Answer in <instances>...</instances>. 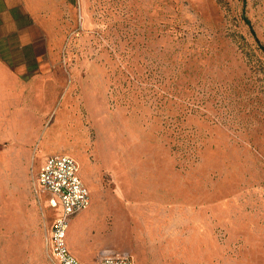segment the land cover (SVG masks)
<instances>
[{"label": "rangeland", "instance_id": "obj_1", "mask_svg": "<svg viewBox=\"0 0 264 264\" xmlns=\"http://www.w3.org/2000/svg\"><path fill=\"white\" fill-rule=\"evenodd\" d=\"M83 2L71 115L50 118L41 99L21 126L0 118L17 121L0 132V264H51L36 192L48 149L75 158L83 180L97 166L88 214L109 236L100 252L264 264V0Z\"/></svg>", "mask_w": 264, "mask_h": 264}, {"label": "crops", "instance_id": "obj_2", "mask_svg": "<svg viewBox=\"0 0 264 264\" xmlns=\"http://www.w3.org/2000/svg\"><path fill=\"white\" fill-rule=\"evenodd\" d=\"M84 18L83 0H0V118L8 116L18 121L19 117L38 116L41 99L50 102V118L55 116L53 112L57 109H63L68 117L71 115V102L76 99L72 98L70 92L75 75L69 65V37L73 22ZM43 84L48 85L47 96L41 89ZM60 86L63 92L58 95ZM16 122L0 121V132L12 130L11 126H16ZM23 123L24 120L18 122L20 126ZM6 124L8 127H3ZM48 128L50 122L43 131ZM43 136L44 132L41 138ZM52 151H41V157H44L41 164L48 154L54 153ZM80 177L88 189L90 202L69 219L66 242L77 259L83 264H92L98 258L100 249L107 245L109 236L92 229L98 221L95 215L88 214L92 203L91 192L100 191L97 166L92 168L89 179L83 180L81 174ZM112 198L110 203L113 202ZM43 202L50 212L51 225L53 209L48 206L45 196ZM70 228L71 235L68 237ZM48 236L49 230L45 239L47 253ZM133 264H136L134 256Z\"/></svg>", "mask_w": 264, "mask_h": 264}, {"label": "built area", "instance_id": "obj_3", "mask_svg": "<svg viewBox=\"0 0 264 264\" xmlns=\"http://www.w3.org/2000/svg\"><path fill=\"white\" fill-rule=\"evenodd\" d=\"M36 187V192L45 196L50 208L59 209V216L53 218L49 228L48 259L51 264H83L70 252L66 242L69 219L90 202L78 162L68 154L46 156L36 175ZM118 252H100L92 264H133L129 252Z\"/></svg>", "mask_w": 264, "mask_h": 264}, {"label": "bare ground", "instance_id": "obj_4", "mask_svg": "<svg viewBox=\"0 0 264 264\" xmlns=\"http://www.w3.org/2000/svg\"><path fill=\"white\" fill-rule=\"evenodd\" d=\"M117 208V207H116ZM114 212V211H113ZM114 216V215H113ZM112 229V228H111ZM118 232H117V228L114 227V231H113V235H116ZM111 234V233H110Z\"/></svg>", "mask_w": 264, "mask_h": 264}, {"label": "trees", "instance_id": "obj_5", "mask_svg": "<svg viewBox=\"0 0 264 264\" xmlns=\"http://www.w3.org/2000/svg\"><path fill=\"white\" fill-rule=\"evenodd\" d=\"M246 22L249 23V21L246 19Z\"/></svg>", "mask_w": 264, "mask_h": 264}]
</instances>
